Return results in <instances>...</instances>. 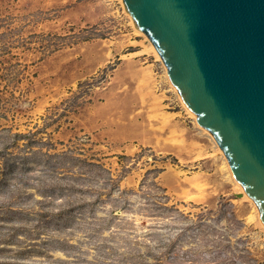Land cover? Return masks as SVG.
Instances as JSON below:
<instances>
[{
  "label": "rangeland",
  "instance_id": "374dc122",
  "mask_svg": "<svg viewBox=\"0 0 264 264\" xmlns=\"http://www.w3.org/2000/svg\"><path fill=\"white\" fill-rule=\"evenodd\" d=\"M161 67L120 0H0V264H264Z\"/></svg>",
  "mask_w": 264,
  "mask_h": 264
},
{
  "label": "water",
  "instance_id": "95a60500",
  "mask_svg": "<svg viewBox=\"0 0 264 264\" xmlns=\"http://www.w3.org/2000/svg\"><path fill=\"white\" fill-rule=\"evenodd\" d=\"M264 224V0H123Z\"/></svg>",
  "mask_w": 264,
  "mask_h": 264
},
{
  "label": "bare ground",
  "instance_id": "6f19581e",
  "mask_svg": "<svg viewBox=\"0 0 264 264\" xmlns=\"http://www.w3.org/2000/svg\"><path fill=\"white\" fill-rule=\"evenodd\" d=\"M122 5H123V8H124V11H125V14L128 16L129 18V21L135 31V33L143 38H145L148 42V52H150L154 57L155 59L161 64V68L163 70V80L164 82H166V84L168 85V87L170 88L171 92H173L182 109L184 110V112L190 117L193 119L198 131L200 132V134L202 135H205L206 137H208L214 144V147L216 148V150L218 151L219 155L221 156V159L223 161V164H224V167L226 169V173H227V180L232 184V186L234 187L233 189L240 192L242 195H243V199L246 200L248 203L251 204V206L253 207V215H252V220L254 221V225L259 227L261 229V231L264 233V224L261 222L260 220V216L258 214V211H257V208H256V205L252 202V200L246 195L245 191L243 190L242 186L236 181V179L234 178L233 176V173L231 171V168H230V165L227 161V159L225 158L222 150L220 149V147L218 146V144L216 143L215 139L204 129L202 128L201 126H199L198 124V121H197V118L195 115H193L190 110L187 108V106L184 104V102L182 101V99L180 98L178 92L176 91L175 87L173 86V84L171 83L170 81V78L168 76V72L166 70V67L164 65V63L162 62L158 52L156 51V49L154 48L153 44L148 40V38L140 31L138 30V28L135 26L134 22L132 21L131 17L129 16L128 14V11L124 5V2L123 0H120ZM216 152V151H215ZM233 191V190H232Z\"/></svg>",
  "mask_w": 264,
  "mask_h": 264
}]
</instances>
